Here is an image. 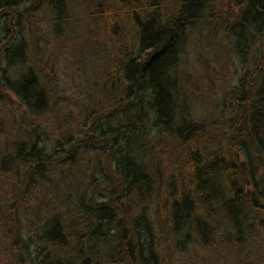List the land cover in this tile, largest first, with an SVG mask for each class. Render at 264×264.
I'll return each mask as SVG.
<instances>
[{"label": "trees", "instance_id": "16d2710c", "mask_svg": "<svg viewBox=\"0 0 264 264\" xmlns=\"http://www.w3.org/2000/svg\"><path fill=\"white\" fill-rule=\"evenodd\" d=\"M95 4L88 17L128 38L100 71L96 42H89L94 30L79 37L81 18L86 19L78 15L75 1L0 0V102L11 93L34 124L27 133L20 121L7 128L0 119V143L13 133L23 135L10 147L0 145V245L17 264H162L159 233L179 239L198 207L214 196L232 222L236 245L247 242L249 259L259 263L264 186L256 169L264 163V0ZM41 24L55 39L48 51L38 45ZM200 42L224 55L231 48L235 61L220 63V70L236 71L237 63L250 56L252 64L239 86L229 89L236 110L231 127L246 138L241 163L230 149L194 144L202 133L214 134L191 116L209 80L201 75L187 79L180 66L187 50L193 53ZM42 53L48 54L47 65ZM197 53L207 76L205 52ZM20 64L27 67L16 70ZM76 69L88 73L80 74L70 93H57L59 79L63 82ZM50 133L52 152L43 147ZM174 146H186V151L171 164L181 167L177 183L167 185L165 161L174 157ZM85 164H91L93 175L79 186L78 176L88 172ZM65 170L72 172L71 184L60 185ZM165 192L169 196L162 203ZM31 221L35 238L27 243ZM199 225L209 245L210 232ZM31 245L36 246L32 262L25 255Z\"/></svg>", "mask_w": 264, "mask_h": 264}, {"label": "rangeland", "instance_id": "374dc122", "mask_svg": "<svg viewBox=\"0 0 264 264\" xmlns=\"http://www.w3.org/2000/svg\"><path fill=\"white\" fill-rule=\"evenodd\" d=\"M75 1V8L78 10V15L81 17H85L86 21H84V18H81V22L83 26L80 30V35L83 36V34H88L93 29L94 31V37H91V40L89 42H92L95 40V49L94 52H96L97 55V61H96V70L100 71L103 64H107L108 61L111 59V54H114L118 47L123 44L125 41L128 40L126 34H122V30L119 31V33H115L114 29L112 30L110 27H107V23L105 21H95V18L91 19L88 17V15L93 11V8L96 6L95 1L96 0H73ZM87 11H89L87 13ZM80 23V22H79ZM85 23V24H84ZM91 29V30H88ZM79 31V30H77ZM37 34H40V38L38 41V45L41 47L42 50L48 51L52 48V46H55V39L51 34L50 28L48 25L41 24L39 25V30L36 32ZM89 35V34H88ZM220 41L223 43V46H226V39L221 36ZM207 42H200L199 45L195 46L197 48L196 51L192 53L190 49L187 50L186 54H184L183 63L181 62V72H183V75L189 79H195L198 78V76H205V81L209 80V84H214L210 87L209 84L206 86V94H204L203 99L200 100L199 103H196L195 108L193 106L192 108V114L191 115L194 119L200 122L206 124L207 129H211L210 131L214 134L206 135L205 133H202V136L199 137L197 141L194 142L195 145L203 146L204 142L209 144L211 143L214 148L217 147H225L224 151L226 150V153H228V149L232 151L231 157L233 155L239 156V163L243 161V157H240V152L243 149L244 143H242L246 138L239 137V134L236 133V130L238 127H231L234 119L236 118V110L234 109L233 102L231 100V96L229 94V89L236 88L239 86V81L242 77V75L247 72L246 68L249 69L251 66L250 64V56L246 57L244 59L243 64L237 63V70L234 69L227 70H220L221 67L226 63L229 64L230 60L234 59V56L232 55L231 48L227 49L226 55L220 54L217 52L218 50L212 49L211 51L207 49ZM83 45V43H82ZM59 49L58 47H56ZM69 46H67L66 52L68 50ZM222 48L220 47V50ZM198 50H202L205 52V55L203 54L202 59L205 60V63L207 62L208 67L206 68V71H209L206 74L204 73L202 64L200 63V54H198ZM41 54L42 61L44 65L47 62L48 54L44 53ZM199 55V57H198ZM226 56V57H225ZM223 60H222V59ZM226 58V59H225ZM88 59L84 60V62H87ZM235 61V60H233ZM216 62H219L217 64ZM220 63H223L222 66ZM82 64V62H81ZM26 65V66H25ZM20 64L16 66V70H23L27 67V64ZM221 66V67H220ZM43 67V66H42ZM88 67V66H87ZM47 71H50L47 69ZM221 71V72H220ZM220 72V73H219ZM88 71H83L82 69H76L73 70L70 74V76L64 81H60L62 79H59L58 81V87L57 89L54 87V89L59 94L63 93H70L69 90L72 87H75L73 85H77L80 74L85 75ZM98 72H96L97 74ZM98 75V74H97ZM225 75V76H224ZM224 77V86L220 88L221 79ZM210 78V79H209ZM197 82V81H196ZM208 87V88H207ZM223 88V89H222ZM6 94L9 96L5 101L0 102V119L4 120L7 124V128H11L15 123L14 120L20 121V124L25 128L24 130L27 131V133H30L32 131V127L34 124L31 123L30 117L24 116V114H28L23 104L11 93ZM211 123H215L214 126H211ZM238 123V122H237ZM45 124V122H44ZM236 124V123H235ZM241 126V124H240ZM240 128V127H239ZM43 126H40L39 131L43 132ZM47 130V126H46ZM13 133L11 137L9 138H3L1 140L0 145L4 146H11L14 142H20L23 139V135L20 133ZM204 134V136H203ZM29 139V137H28ZM14 140V141H13ZM13 141V142H12ZM30 141V139H29ZM245 142V141H244ZM44 149H47L48 152H52L55 150V137L50 133V138L43 141ZM42 143V144H43ZM238 144V145H237ZM1 145V146H2ZM3 147V146H2ZM184 147H173V154L174 157H168L166 158V169H167V175L166 178L170 179L166 184L171 183H177L176 179L179 177L181 167L179 164H175V159L178 155H180L183 151H186ZM232 148V149H231ZM209 149V148H208ZM235 151L237 153H235ZM86 165V171L85 173H80L78 177V185H82V183L86 182L87 178H91L93 175V168L91 167V164L88 166ZM262 168L256 169L257 172V181H263L264 186V163H262ZM62 168V167H61ZM67 170V169H66ZM64 171V174L61 175L60 185H63L64 183L71 184L70 176L72 172H66ZM81 172L84 171L83 168H80ZM165 170V168H164ZM166 171V170H165ZM77 172V169L74 168L73 173L75 174ZM1 175V174H0ZM89 178V180H90ZM3 180V179H2ZM220 179H218L219 181ZM10 181V180H9ZM221 184V189L224 188V180H221L219 182ZM74 188V187H73ZM176 188H179V191L181 190L180 184H178L177 187H174V190ZM75 191H77L74 188ZM173 188L171 189L172 192ZM177 193V190H175ZM66 194V192L64 193ZM222 194V193H221ZM162 203L165 200V196H169L168 192H165L162 194ZM64 196H61V199ZM214 197V196H213ZM211 197L210 203L205 205H200L198 207V212L195 213L193 216V224L189 227V231L193 227V231H184L179 239H176L177 236L175 235H169L166 236L167 233L165 231H161L159 233V242L162 245L160 251L162 252L161 255V261L162 264H264V239L262 241L263 249L261 250V253L259 255V263H255L250 258L251 255V248L250 245L247 242H244L243 244H238V238L236 231L232 229L233 225L230 221V218L223 212V209L220 204V197L216 199V197ZM60 199V200H61ZM170 202V199H167V202ZM54 202L50 203V208L53 207ZM161 203V204H162ZM33 217V215L31 214ZM27 222L31 220L30 217L25 218ZM32 222V221H31ZM206 223V224H205ZM199 224H203L202 227H206L209 230V245H205V241H203L200 237ZM201 227V226H200ZM202 228V229H203ZM197 229V230H196ZM205 233V232H204ZM30 235V237H29ZM208 235V234H207ZM261 235V234H260ZM34 235V226L33 222L30 223L29 230L27 231V236L25 238V241H32L31 237ZM208 237V236H206ZM263 237V236H261ZM35 238V237H33ZM1 241V240H0ZM26 252V257H29L28 261L32 262L34 257L36 256V246L29 247V251ZM11 253L6 251L4 249V246L0 245V264H17L15 261L11 259ZM29 262V263H30Z\"/></svg>", "mask_w": 264, "mask_h": 264}]
</instances>
